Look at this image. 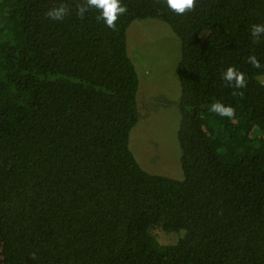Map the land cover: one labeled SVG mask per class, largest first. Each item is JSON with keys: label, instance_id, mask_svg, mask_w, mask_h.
I'll return each instance as SVG.
<instances>
[{"label": "trees", "instance_id": "obj_1", "mask_svg": "<svg viewBox=\"0 0 264 264\" xmlns=\"http://www.w3.org/2000/svg\"><path fill=\"white\" fill-rule=\"evenodd\" d=\"M85 0H0V264H264V0H121L109 28ZM69 9L62 21L48 11ZM181 44L183 180L130 149L136 20ZM255 56L260 67L248 57ZM232 67L245 86L229 84ZM214 103L232 117L210 111ZM182 235L161 245L153 231Z\"/></svg>", "mask_w": 264, "mask_h": 264}, {"label": "rangeland", "instance_id": "obj_2", "mask_svg": "<svg viewBox=\"0 0 264 264\" xmlns=\"http://www.w3.org/2000/svg\"><path fill=\"white\" fill-rule=\"evenodd\" d=\"M127 42L140 78V121L131 132L130 149L147 172L183 180L178 141L182 88L176 73L180 41L169 25L145 19L131 24ZM259 80L264 84V75ZM177 234H167L161 226L153 231L161 245L176 243Z\"/></svg>", "mask_w": 264, "mask_h": 264}, {"label": "clouds", "instance_id": "obj_3", "mask_svg": "<svg viewBox=\"0 0 264 264\" xmlns=\"http://www.w3.org/2000/svg\"><path fill=\"white\" fill-rule=\"evenodd\" d=\"M167 7L177 15H183L194 9L197 0H165ZM97 10L104 24L109 28H115L119 16L126 13L127 8L122 5L121 0H85V3L77 7V14L80 18H84L86 14L92 10ZM69 14V9L61 5L48 11L47 16L55 21H62ZM253 37L264 35V24H256L251 28ZM249 62L256 68H259L260 61L255 56L248 57ZM223 79L231 84L235 82L237 88L245 86V76L236 69L229 67L223 73ZM210 111L217 113L222 117H232L234 109L230 106H225L221 103H214L210 106Z\"/></svg>", "mask_w": 264, "mask_h": 264}]
</instances>
